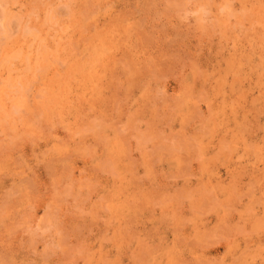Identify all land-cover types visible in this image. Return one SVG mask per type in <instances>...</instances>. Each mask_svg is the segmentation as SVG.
I'll use <instances>...</instances> for the list:
<instances>
[{"label":"rangeland","instance_id":"obj_1","mask_svg":"<svg viewBox=\"0 0 264 264\" xmlns=\"http://www.w3.org/2000/svg\"><path fill=\"white\" fill-rule=\"evenodd\" d=\"M0 264H264V0H0Z\"/></svg>","mask_w":264,"mask_h":264},{"label":"bare ground","instance_id":"obj_2","mask_svg":"<svg viewBox=\"0 0 264 264\" xmlns=\"http://www.w3.org/2000/svg\"><path fill=\"white\" fill-rule=\"evenodd\" d=\"M181 6V5H180ZM231 12V11H230ZM179 13V12H178ZM206 14V13H205ZM208 15V14H207ZM3 19V18H2ZM11 24V23H10ZM5 25V24H4ZM17 112V111H16ZM113 170V169H112Z\"/></svg>","mask_w":264,"mask_h":264}]
</instances>
